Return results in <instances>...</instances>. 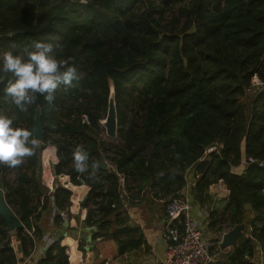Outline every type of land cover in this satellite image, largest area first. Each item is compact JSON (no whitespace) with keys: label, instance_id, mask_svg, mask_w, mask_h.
Segmentation results:
<instances>
[{"label":"trees","instance_id":"obj_1","mask_svg":"<svg viewBox=\"0 0 264 264\" xmlns=\"http://www.w3.org/2000/svg\"><path fill=\"white\" fill-rule=\"evenodd\" d=\"M33 40L52 43L57 58L72 57L78 78L58 87L51 103L38 95L26 111L4 96L0 82V112L14 126L33 132L36 106L44 126L34 154L15 167V184L3 178L7 166L0 164L5 199L24 225L9 233L0 217V264H17L51 227L61 234L58 213L52 223L43 222L53 204L65 210L71 199L61 185L51 191L53 204L44 194L40 154L49 144L55 173L88 186L84 206L95 207H87L84 225L95 226L93 240L112 235L119 255L139 245V239L118 236L128 231L121 195L128 205L147 195L180 197L190 172L201 203L213 183L223 181L229 190L212 224L220 230L245 222L237 247L210 264H253L256 246L264 252V168H241V162L264 158V0H0V59L5 51L22 54ZM112 85L118 143L110 145L100 138V121ZM78 144L88 151L89 165L99 164L95 178L76 172ZM101 155L112 167L101 168ZM60 238L44 250L41 264L68 263ZM78 246L84 250L82 239Z\"/></svg>","mask_w":264,"mask_h":264},{"label":"crops","instance_id":"obj_2","mask_svg":"<svg viewBox=\"0 0 264 264\" xmlns=\"http://www.w3.org/2000/svg\"><path fill=\"white\" fill-rule=\"evenodd\" d=\"M187 182L182 191L178 194L183 201L189 203L190 214L192 218L201 227L206 239L209 237L212 240L210 247L214 249L211 252L219 257L225 254L230 247L219 248L218 242L221 239L222 232L230 228L229 225H222L219 230V223L212 224L217 212H221L229 197V190L223 181H218L209 186L206 193L207 199L203 203L194 198L192 187L195 184L194 175L188 173ZM142 202L130 204L126 210L121 213V216L127 217L128 231L126 234L118 235L121 240L132 238L134 241L139 239V245L130 247L121 255L118 254V244L116 239L110 235L106 238H97L93 240L92 226H85L86 211L70 212L67 211L68 225L65 227L64 222L62 228L58 229L61 234L54 235L52 227L46 232L47 241L52 244L59 236L61 246L65 247V253L68 257L67 264H87L90 250H93V260L91 264H162L165 257V243L162 238V232L165 225V200L157 199L150 195ZM52 210H49L43 215V222L47 224L51 221ZM53 218V216H52ZM122 226H115L121 228ZM112 229V230H113ZM92 231V232H91ZM10 232V231H9ZM208 236V237H207ZM84 243V250L79 248V240ZM43 239L37 243V249H41L45 244ZM217 244V245H216ZM18 245V242H17ZM19 247V245L17 246ZM18 250V248H17ZM260 251V248L257 249ZM22 257V256H21ZM20 257V261L21 258ZM224 262V260H222ZM253 264H260V255L256 254L249 259Z\"/></svg>","mask_w":264,"mask_h":264},{"label":"clouds","instance_id":"obj_3","mask_svg":"<svg viewBox=\"0 0 264 264\" xmlns=\"http://www.w3.org/2000/svg\"><path fill=\"white\" fill-rule=\"evenodd\" d=\"M54 45L44 40H33L20 52L5 51L0 59V82L3 93L21 111H26L36 102L38 95L51 103L55 91L61 85L72 86L77 80V68L72 57L57 58ZM2 73H10L6 79ZM38 147L31 130L14 126L11 116L0 112V164L16 167L24 157H30ZM73 165L76 172L95 178L98 163L89 165V153L83 145H76L73 151ZM91 167L92 171H89Z\"/></svg>","mask_w":264,"mask_h":264},{"label":"built area","instance_id":"obj_4","mask_svg":"<svg viewBox=\"0 0 264 264\" xmlns=\"http://www.w3.org/2000/svg\"><path fill=\"white\" fill-rule=\"evenodd\" d=\"M257 82V81H256ZM83 121L87 120L86 116H82ZM208 151L213 150V148L207 149ZM53 152L50 155L51 162L48 157H45L44 166H42V172L44 167L45 177L55 179V183H61V186L68 188L71 191L70 194V203L65 210H57L53 204V197L50 195L52 214L51 221L53 220L52 216L55 213H58L60 217L65 218L67 211L79 212L86 211L87 207H95L92 202L88 203L86 207L82 204V201L85 199L86 195L88 196V186L74 184L71 179L64 174L57 175L54 171V164L56 163L55 147L54 145H46L42 150L44 156H47L48 153ZM49 156V155H48ZM112 167V164L109 163ZM249 164H254L257 167L264 168V158L256 159L252 156H246L241 162V168H245ZM89 199V198H88ZM122 199V209L127 208L128 203L126 197L121 195ZM165 225L162 232V238L165 243V257L162 260V264H210L213 262L214 256L209 252V244L201 227L198 223L192 218L190 214L189 203L187 200L183 201L180 197L169 195L165 199ZM114 206V204H113ZM93 228L95 226H92ZM225 232V231H223ZM222 232V233H223ZM31 235V231H28ZM32 236V235H31ZM12 239L10 244L17 250V242L15 241L14 235H10ZM44 241H47V236L44 235ZM50 243L47 241L42 245L41 249H37L36 246L28 253V255L21 257L22 260H18L17 264H41V259L44 254V250L48 248ZM260 255V264H263L262 259L264 257V252L259 251ZM108 264V261L105 262Z\"/></svg>","mask_w":264,"mask_h":264},{"label":"water","instance_id":"obj_5","mask_svg":"<svg viewBox=\"0 0 264 264\" xmlns=\"http://www.w3.org/2000/svg\"><path fill=\"white\" fill-rule=\"evenodd\" d=\"M20 31H14L10 35L13 36ZM108 102H107V108L106 113L104 115V119L100 121V124L102 128L105 131V134L109 138H117V128H118V118H117V108H116V98H115V92L113 85L110 86L109 93H108ZM33 137L37 140V142L42 141V135H43V121L41 119V108L40 106H36L35 112L33 115ZM100 164L101 168L103 170L109 168L108 163L102 155L100 156ZM59 185L56 183L53 187V190L57 188ZM88 196L86 195L85 199L82 201V204L84 205L86 201L88 200ZM245 208L250 209V204L246 203ZM0 217L5 222V228L6 231H15L18 228H23V222L20 218V215L17 214L11 206L7 203L5 199V185L4 180L0 178ZM68 225V218H64V226L66 227ZM92 231H95V227L92 229ZM245 236V222L234 224L225 232H223L220 241L218 242L219 248H236L239 241ZM256 249H259V246H256ZM89 256V261L87 264H91L93 260V250H90L87 254ZM22 260V259H21Z\"/></svg>","mask_w":264,"mask_h":264},{"label":"rangeland","instance_id":"obj_6","mask_svg":"<svg viewBox=\"0 0 264 264\" xmlns=\"http://www.w3.org/2000/svg\"><path fill=\"white\" fill-rule=\"evenodd\" d=\"M254 81L256 82L257 81V78H254ZM100 138L105 139L108 142V144H110V145L118 143V137L117 138H114V139L113 138H109V137L106 136L105 131H103V132L100 133ZM107 153L108 154H111V152L109 150L107 151ZM51 154H53V152L48 153L47 156H44L43 153H42V155L40 154V159H41L42 166H44V162L46 160L45 157H48L49 161L51 162V159H50V155ZM106 161H107L108 167H109L110 166V164H109L110 161L107 160V159H106ZM17 175H18V171H17V168H15V167H12V168L7 167L6 170L2 171L3 178L6 179V180H8L9 183H11V184H15L16 183V181H17V179H16ZM42 177H43L42 179H45V181L48 182V188H47V190H46V192L44 194L49 195V198H50L51 191L53 190V187H54L55 179L49 178L47 176L45 177V175H44V167H43ZM59 184L61 185L60 182H59ZM10 232L13 233L14 231H10ZM207 242H208V244L210 246L211 243H212V240L208 237L207 238ZM213 251H214V249H212V252ZM259 253L260 252L256 251V254H259ZM213 254H215V253H213ZM256 254H255V256H256Z\"/></svg>","mask_w":264,"mask_h":264}]
</instances>
